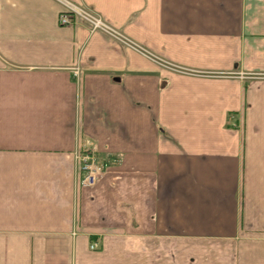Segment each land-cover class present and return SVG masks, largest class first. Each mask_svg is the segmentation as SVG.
Wrapping results in <instances>:
<instances>
[{"label":"crops","instance_id":"1","mask_svg":"<svg viewBox=\"0 0 264 264\" xmlns=\"http://www.w3.org/2000/svg\"><path fill=\"white\" fill-rule=\"evenodd\" d=\"M66 1L173 67L0 0V264H264V0Z\"/></svg>","mask_w":264,"mask_h":264},{"label":"built area","instance_id":"2","mask_svg":"<svg viewBox=\"0 0 264 264\" xmlns=\"http://www.w3.org/2000/svg\"><path fill=\"white\" fill-rule=\"evenodd\" d=\"M59 3L63 10L58 16V24L62 27H72L77 25H85L90 32H103L118 42L122 43L128 48L133 49L134 51L138 52L139 54L143 55L144 57L155 61L165 67H173L170 64L159 60L158 58L154 57L153 55L149 54L146 50L141 48L139 45L135 44L131 40L127 39L116 30H114L111 26L105 23L97 14L88 10L83 7L75 6L69 3L66 0H53ZM81 162V171H82V179L81 184L82 186L90 190L94 188L99 180L102 178L104 174V169L101 165H99L94 157V155L90 152H85L78 156ZM97 248L96 243H92L90 245V249Z\"/></svg>","mask_w":264,"mask_h":264}]
</instances>
